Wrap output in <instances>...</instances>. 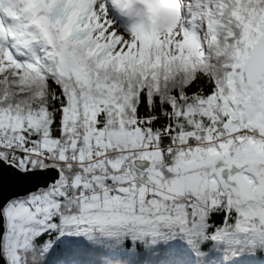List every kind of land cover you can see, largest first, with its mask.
I'll list each match as a JSON object with an SVG mask.
<instances>
[{
	"label": "snow or ice",
	"instance_id": "1",
	"mask_svg": "<svg viewBox=\"0 0 264 264\" xmlns=\"http://www.w3.org/2000/svg\"><path fill=\"white\" fill-rule=\"evenodd\" d=\"M0 264H264V0H0Z\"/></svg>",
	"mask_w": 264,
	"mask_h": 264
}]
</instances>
